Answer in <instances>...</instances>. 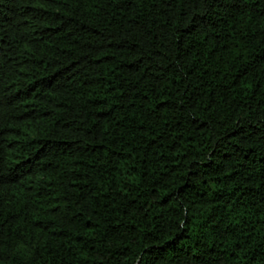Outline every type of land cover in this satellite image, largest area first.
Returning a JSON list of instances; mask_svg holds the SVG:
<instances>
[{
  "label": "trees",
  "instance_id": "trees-1",
  "mask_svg": "<svg viewBox=\"0 0 264 264\" xmlns=\"http://www.w3.org/2000/svg\"><path fill=\"white\" fill-rule=\"evenodd\" d=\"M0 264H264V0H0Z\"/></svg>",
  "mask_w": 264,
  "mask_h": 264
}]
</instances>
